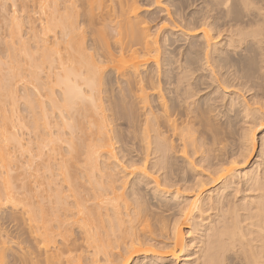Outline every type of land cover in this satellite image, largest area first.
Here are the masks:
<instances>
[{"label":"bare ground","instance_id":"obj_1","mask_svg":"<svg viewBox=\"0 0 264 264\" xmlns=\"http://www.w3.org/2000/svg\"><path fill=\"white\" fill-rule=\"evenodd\" d=\"M31 1L24 76L0 56V264H261L264 0Z\"/></svg>","mask_w":264,"mask_h":264},{"label":"rangeland","instance_id":"obj_2","mask_svg":"<svg viewBox=\"0 0 264 264\" xmlns=\"http://www.w3.org/2000/svg\"><path fill=\"white\" fill-rule=\"evenodd\" d=\"M144 1V3L143 4H141V5H143L142 6V8H143V11L144 10H146V8H148V6H146V4L148 5V3H146V0H143ZM149 0H147V2H148ZM165 1V0H164ZM0 3H3V6H1V8H0V56L2 57V59L4 60V61H7L9 58H10V56H11V52H12V54H13V56H14V58H16V63L18 62V66H17V64H16V66H17V70L20 68V70H21V74L24 76V73H25V70L26 69H28V61H26V59L25 58H27V55H26V53H27V51H28V49L29 48H31V47H33V46H36L37 44H39V41L37 42L36 40H39L40 39V37H38V38H34V39H31V38H29L28 37V35L26 34V30H27V26L24 24V21H23V16L24 15H26L27 14V10H25L24 8H22V5H23V2H22V0H1L0 1ZM5 3V4H4ZM28 3L31 5V7H29L30 9H31V14L33 15V16H35L36 17V21H35V25H36V27L39 29V28H41V26H42V24H43V20L42 19H40V15H41V12L40 11H37V10H39V7L37 6V4H38V2L37 3H34V1H31V0H28ZM32 4H33V6L35 5V9H32ZM162 4H164V2L162 3ZM165 5V4H164ZM153 6H156L155 4L153 5ZM3 7V8H2ZM154 8V7H153ZM156 8V7H155ZM154 8V10H156ZM156 11H158V10H156ZM154 12V13H159V15L158 14H155V15H158L157 17H159V19H153L154 21H151V22H149L150 20H148V22H149V24L150 25H148V26H150V28H152V30H154V31H156L155 29L158 27L159 28V23H163V21H164V19L165 18H163V17H165V12L164 11H158V12ZM15 14V15H14ZM164 14V15H163ZM16 16H18V19H16L17 17ZM163 16V17H162ZM16 17V18H15ZM12 18H14V19H12ZM162 18H163V21L161 22L160 21V19L162 20ZM15 19H16V21H15ZM151 19V18H150ZM13 20H14V22H13ZM19 21V23H21V25H18L17 24V22ZM156 21V22H155ZM165 22V21H164ZM13 23V24H12ZM158 25H157V24ZM15 24L19 27H21V28H19V36L17 35V33L12 37L13 38V40H11L12 42H10V39H11V37H9V32H10V29H11V27L13 26L14 28L16 27L15 26ZM156 24V25H155ZM160 24V26H162ZM154 25L155 26H157V27H154ZM155 28V29H154ZM158 28H157V30H158ZM22 29V30H21ZM160 29V28H159ZM20 31L22 32L21 34H20ZM39 31V30H38ZM9 33V34H8ZM23 34H24V36H23ZM20 35H21V37H20ZM18 36V37H17ZM23 36V37H22ZM43 36V35H42ZM8 40H7V39ZM21 38V39H20ZM6 40L7 41H9V42H6ZM25 40V41H24ZM17 42V43H16ZM21 42H23L22 44H21ZM10 43V44H9ZM14 43V44H13ZM27 43V44H26ZM16 44V45H15ZM13 45V46H12ZM20 45V46H19ZM25 46V47H23V46ZM15 46V47H14ZM26 46H28L29 48H27ZM18 47V48H17ZM21 47V50L23 51L24 49V51H26L25 53H24V51L22 52V51H20V48ZM23 47V48H22ZM11 48V49H10ZM13 48V49H12ZM10 50H11V52H10ZM12 50H17L16 51V53H15V51H12ZM31 50V49H30ZM34 51V50H33ZM29 52V51H28ZM36 53L37 52H35V55H36ZM39 53H40V51H38V55H39ZM15 54V55H14ZM16 55H17V57H16ZM18 56H19V58L21 59V61L20 60H18ZM37 56V55H36ZM38 57V56H37ZM24 59V60H23ZM21 66H20V65ZM23 65V66H22ZM19 67V68H18ZM21 67H23V68H21ZM24 67H26L25 68V70L23 71V69H24ZM23 71V72H22ZM21 76V75H20ZM21 78V77H20ZM19 78V79H20ZM18 83V87H19V95H21L22 97H24V98H21V97H19V99L18 100H20V101H17V110L21 113H17V114H19L20 116H22V114H25V115H23V116H25L26 118L27 117H29L28 116V114L29 113H27L28 111V109H27V107H25L24 108V106L26 105L25 104V102H26V98H25V95H23V94H26L25 92H28V90H29V92H30V90H31V92L32 91H34L35 92V88H34V86L35 85H33V84H31L32 86H33V88H30V87H32V86H30V87H28V86H24L25 84L20 80V81H18L17 82ZM21 88V89H20ZM33 89V90H32ZM24 90H26L25 92H24ZM23 93V94H22ZM31 94V93H30ZM32 97H34V98H37L36 97V95L34 96H32ZM21 98V99H20ZM23 101V102H22ZM24 103V104H23ZM27 106V105H26ZM21 108H22V110H21ZM21 110V111H20ZM25 111V112H24ZM23 116H22V118H23ZM25 118V119H26ZM30 118V117H29ZM29 118H27V120L29 119ZM24 119V118H23ZM123 127H125V126H123ZM33 136V135H29V136H27L26 134H25V138H24V141L25 142H27V140H29V139H31V137ZM28 137H30V138H28ZM25 164V163H24ZM185 231H186V229H184ZM179 264H182V263H179Z\"/></svg>","mask_w":264,"mask_h":264},{"label":"snow or ice","instance_id":"obj_3","mask_svg":"<svg viewBox=\"0 0 264 264\" xmlns=\"http://www.w3.org/2000/svg\"><path fill=\"white\" fill-rule=\"evenodd\" d=\"M225 7H227V5H225ZM262 28H264V25H262ZM259 128L264 129V123H260L259 124ZM253 131H255V129H253ZM254 143L255 142L252 141L251 138H250L249 139V144H248L249 153H251V151L253 150ZM256 152H257V154H259V152H260V145L258 143H256ZM246 159H247V154L241 159L240 163H244ZM237 167H238L237 162L235 160H233L232 164L229 165V167L227 169H221L219 171L218 178L220 180H224L225 177H227V176L235 175L234 169L237 168ZM212 179L216 180L217 177L213 176ZM261 264H264V260L261 261Z\"/></svg>","mask_w":264,"mask_h":264}]
</instances>
